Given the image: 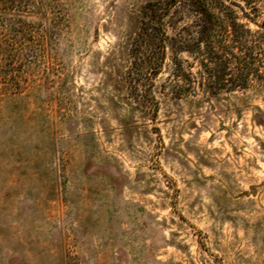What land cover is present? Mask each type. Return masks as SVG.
Returning a JSON list of instances; mask_svg holds the SVG:
<instances>
[{
  "label": "rangeland",
  "instance_id": "374dc122",
  "mask_svg": "<svg viewBox=\"0 0 264 264\" xmlns=\"http://www.w3.org/2000/svg\"><path fill=\"white\" fill-rule=\"evenodd\" d=\"M146 1L0 10L29 48L0 93V264H264V44L246 87L180 97L167 52L154 111L126 81Z\"/></svg>",
  "mask_w": 264,
  "mask_h": 264
},
{
  "label": "trees",
  "instance_id": "16d2710c",
  "mask_svg": "<svg viewBox=\"0 0 264 264\" xmlns=\"http://www.w3.org/2000/svg\"><path fill=\"white\" fill-rule=\"evenodd\" d=\"M241 1L243 5L235 0H148L144 3L126 72L127 84L138 94L141 103H148L156 111L157 101L151 88L167 52L172 63L170 85L175 96L193 94L198 87L216 93L247 86L254 47L251 41L258 37L264 44V19L256 20L262 13L255 0ZM25 5V0H0V10L19 11ZM234 6L247 22L239 20ZM15 20L18 23L12 34L23 36L25 21L21 17ZM249 22L258 29L251 30ZM8 39L0 38V93H17L24 84L18 77V68L29 48L22 40ZM184 52L197 62L195 74L190 65H183L186 60L181 54Z\"/></svg>",
  "mask_w": 264,
  "mask_h": 264
}]
</instances>
